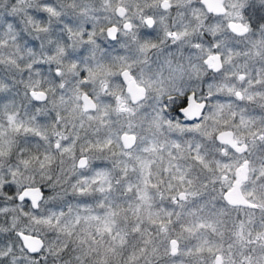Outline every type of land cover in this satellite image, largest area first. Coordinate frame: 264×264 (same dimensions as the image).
I'll return each instance as SVG.
<instances>
[{"label": "snow or ice", "instance_id": "6c2138e0", "mask_svg": "<svg viewBox=\"0 0 264 264\" xmlns=\"http://www.w3.org/2000/svg\"><path fill=\"white\" fill-rule=\"evenodd\" d=\"M0 264H264V0H0Z\"/></svg>", "mask_w": 264, "mask_h": 264}]
</instances>
